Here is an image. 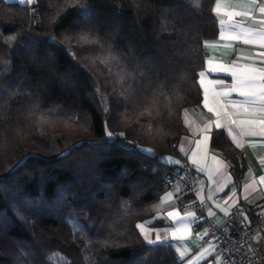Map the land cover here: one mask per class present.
Here are the masks:
<instances>
[{
  "label": "trees",
  "instance_id": "1",
  "mask_svg": "<svg viewBox=\"0 0 264 264\" xmlns=\"http://www.w3.org/2000/svg\"><path fill=\"white\" fill-rule=\"evenodd\" d=\"M215 1L0 0V264H182L137 223L201 103Z\"/></svg>",
  "mask_w": 264,
  "mask_h": 264
},
{
  "label": "crops",
  "instance_id": "2",
  "mask_svg": "<svg viewBox=\"0 0 264 264\" xmlns=\"http://www.w3.org/2000/svg\"><path fill=\"white\" fill-rule=\"evenodd\" d=\"M5 1L29 7L35 3V0L32 3L27 0ZM217 3L221 6L219 12L215 11ZM261 7H264V0L215 1L219 34L204 43L206 59L200 72H205V76L198 77L201 103L182 110L185 133L178 142V152L158 157L166 166L178 167L183 163L194 166L198 178L197 199L204 204L207 216L219 227L228 223L230 210L235 205L243 203L249 208V221L264 209V125L259 124L264 120V111L261 110L264 102L258 97L240 95L239 89L232 90L238 78L250 74L259 77L264 73V56L261 55L264 47H261L260 36L246 35L249 32L264 33V24L260 23L264 20V14L259 13ZM233 12L241 15H231ZM245 39L251 42L245 43ZM210 68L222 70L209 71ZM251 69L255 73L249 71ZM253 84V90L258 94L264 90V79L257 78ZM225 140L240 151L243 161L233 162L226 156L221 148ZM141 149L154 155L149 147ZM243 165V176L237 178L234 170ZM168 194L171 198L165 199ZM185 198L180 186L166 188L152 204L153 216L137 223L144 225L143 231L137 228L148 244L169 242L182 264H218L214 258L215 247L206 239L207 228L198 222V212L182 208ZM169 212L178 215L170 217Z\"/></svg>",
  "mask_w": 264,
  "mask_h": 264
},
{
  "label": "built area",
  "instance_id": "3",
  "mask_svg": "<svg viewBox=\"0 0 264 264\" xmlns=\"http://www.w3.org/2000/svg\"><path fill=\"white\" fill-rule=\"evenodd\" d=\"M154 168L160 170L164 188L181 187L186 196L182 208L198 212V222L207 228L206 239L215 247L214 258L218 264H264V209L249 221V208L240 203L231 208L228 223L219 227L197 199L198 178L193 165L156 164Z\"/></svg>",
  "mask_w": 264,
  "mask_h": 264
},
{
  "label": "snow or ice",
  "instance_id": "4",
  "mask_svg": "<svg viewBox=\"0 0 264 264\" xmlns=\"http://www.w3.org/2000/svg\"><path fill=\"white\" fill-rule=\"evenodd\" d=\"M28 3H32L33 0H27ZM220 3L216 4V8L215 11L219 12L220 10ZM259 13L260 14H264V7L259 8ZM231 15H241L240 12H233ZM244 15H247V13H244ZM231 19V16H230ZM261 24H264V20L260 21ZM232 27H237L236 25H232ZM247 36L251 37L253 35H259L260 39L262 41L261 43V47H264V33H253V32H249L246 34ZM245 43H250L251 41L249 39H245L244 41ZM262 56H264V53H261ZM218 70H222V69H216V68H210L209 71H218ZM252 73H255L254 69L249 70ZM233 75H236L235 73H233ZM200 77H204L205 76V72H200L199 73ZM257 78L259 79H264V73L260 74L259 77H257V75L255 74H250V75H244L241 78H238L236 85L233 87V91H236L237 89L240 90L239 94L245 97H258L259 101L264 102V90H262L261 93H257L253 90L254 88V84L253 81H255ZM201 83H203V81H201ZM224 95H228V93H224ZM205 106H207V96L205 97ZM212 109H209V111H211ZM248 109L245 108V111H247ZM262 111H264V109H261ZM235 123V121H234ZM241 123H252V122H241ZM260 125H264V120L259 121ZM217 127H220L219 123H217ZM264 134V133H262ZM110 135V134H109ZM264 182V181H262ZM171 198V194H168L165 199H170ZM168 215L170 217H175L178 214L174 213V212H169ZM191 215V214H189ZM138 228H140L143 231L144 225H137ZM172 236L175 238L176 237V233L173 232ZM145 238L147 239L148 237L145 236ZM160 240V237L157 236V241ZM150 243H152L153 241H149ZM180 256L183 257L184 253H180Z\"/></svg>",
  "mask_w": 264,
  "mask_h": 264
},
{
  "label": "water",
  "instance_id": "5",
  "mask_svg": "<svg viewBox=\"0 0 264 264\" xmlns=\"http://www.w3.org/2000/svg\"><path fill=\"white\" fill-rule=\"evenodd\" d=\"M34 19H35V21H36V29H37L38 31H41V30H42V23L40 22L39 16L36 15V16L34 17Z\"/></svg>",
  "mask_w": 264,
  "mask_h": 264
}]
</instances>
